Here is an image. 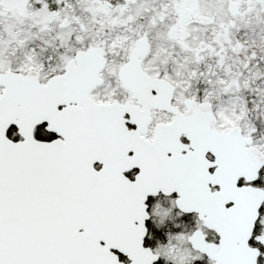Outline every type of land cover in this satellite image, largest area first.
I'll return each instance as SVG.
<instances>
[{
    "label": "snow or ice",
    "instance_id": "1",
    "mask_svg": "<svg viewBox=\"0 0 264 264\" xmlns=\"http://www.w3.org/2000/svg\"><path fill=\"white\" fill-rule=\"evenodd\" d=\"M0 264H264V0H0Z\"/></svg>",
    "mask_w": 264,
    "mask_h": 264
}]
</instances>
